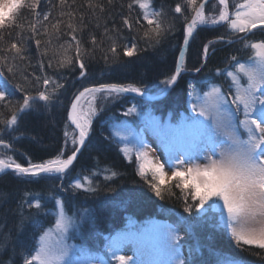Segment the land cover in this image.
Segmentation results:
<instances>
[{"label":"snow or ice","instance_id":"obj_1","mask_svg":"<svg viewBox=\"0 0 264 264\" xmlns=\"http://www.w3.org/2000/svg\"><path fill=\"white\" fill-rule=\"evenodd\" d=\"M114 4L115 0H84L82 4H77L76 0H56L55 3L50 0V6L44 10L43 0H0V105L10 112L7 117L0 114V149L5 150L0 152V173L10 171L27 182L61 181L45 192L25 191L15 210L7 208L0 214V238L5 242L9 239L3 229L14 233L12 255L19 257L22 264H189L177 243L181 237L171 225L152 223L138 231H123L106 237L105 254L90 253L86 247L70 242L82 236L83 226L91 218L89 210L76 203V197L83 195L87 200L101 191L100 184L93 186V177L98 180L100 170L85 175L83 180L65 183L82 148L92 147L89 132L93 117L98 110H106L108 101L123 94L142 95L141 87L119 83L84 87L66 109L64 144L55 155L40 162L26 157V164L8 155L16 151L18 137L13 134L20 132L21 122L27 116L64 107L61 94L66 84L61 81L66 77L56 75L61 69L78 68L79 76L87 79L86 57L95 59L97 50L105 53L106 63L109 52L112 61L120 63L121 48L126 57L143 51L135 37L129 46L127 43L119 45L120 37L110 35L120 31L115 26L108 28L106 22L105 13ZM208 4H212V9H208ZM120 7L125 6L121 4ZM126 7L128 15L121 14L122 26L130 32L135 29L139 33L142 29L150 48L160 45L176 29L175 17H169L163 4L157 9L153 0H129ZM185 7L190 15L184 16L183 42L178 45L174 73L161 81L162 93L178 82L182 72L189 71L184 67L185 51L197 40L199 32L208 27H226L224 35L228 40H224V35L209 40L203 46L204 59L210 60V51L215 55L217 47L225 44L228 47L241 44L237 51L250 54L245 62L237 55L226 57L224 67L217 68V72L228 84L227 93L223 85L210 83L209 90L191 106L195 115H182L176 124L170 120L161 121L151 110L141 112L135 104L127 108L123 115H135L159 139L167 153L166 163H161L158 157L149 155V145L139 137V146L135 149L136 175L158 198L163 199L166 192L174 195L173 189H178L185 213L198 210L199 217L210 220L237 248L244 251L258 248L261 252L254 254L264 257V0H216L215 3L184 0L176 5L174 12L182 13ZM25 9L31 13L27 26L20 22V14ZM92 19L97 21V28L99 22L105 20L100 39L95 32L88 31ZM86 31L87 40L84 38ZM257 35L261 37L259 40L254 39ZM64 37L68 39L59 43ZM106 39L111 43L105 50L102 45ZM33 43L41 73L34 77L35 94L16 82L20 65L32 66ZM73 52L74 55L70 54ZM206 67L201 64L194 70L201 73ZM46 68L55 71L48 75ZM21 78L29 79L25 75ZM216 78L209 69L207 79ZM9 85H13L15 92L23 93L21 100L13 101L15 93ZM188 88H193L192 83ZM188 94L191 96L192 92ZM101 98L103 103L98 104ZM115 135L126 140L132 133L125 130ZM32 139L40 142L37 137ZM120 151L131 162L133 149L125 146ZM166 164L171 175L165 171ZM116 176L115 171L103 176L107 191H114L107 185ZM10 199L11 194L4 203L8 204ZM50 203L55 211L49 209ZM25 204L28 212H24ZM9 212L14 214L16 221L10 228ZM46 220L48 227H45ZM25 232L29 233L31 242L28 244L19 240ZM128 244L135 246L136 259L122 253ZM145 254L149 259H141ZM8 264H15V260ZM219 264H241V261L229 257Z\"/></svg>","mask_w":264,"mask_h":264},{"label":"trees","instance_id":"obj_2","mask_svg":"<svg viewBox=\"0 0 264 264\" xmlns=\"http://www.w3.org/2000/svg\"><path fill=\"white\" fill-rule=\"evenodd\" d=\"M51 2L55 3L56 0H51ZM76 2L82 4L84 0H76ZM128 2L129 0H115L114 7L109 8L105 13L107 26L110 29L114 26L120 28L119 33H110L113 37H120L118 40L119 45L127 43L130 46V42L135 37L139 48L143 51L137 52L132 57H126L123 56L121 48L120 63L112 61L110 52L107 53L109 60L106 63L103 58L105 53L97 50L95 59L86 57L88 61L87 79L79 76L78 68L75 70L61 69L56 73L57 76L66 77V80L61 81L66 84V89L62 90L61 94L64 107L40 115L30 114L21 122L20 132L13 134L18 137L15 143L16 151L8 152V155H13L17 162L26 164V157L31 158L33 162H40V160L51 158L52 155L56 154L64 144L63 131L64 123L67 120L66 109L70 107L74 95L83 90L84 87H93L100 83L132 84L141 87L145 93L151 95L161 93V89L164 88L161 81L170 77L175 71V56L179 55L178 45L183 42L184 16L190 15V13L186 7L182 13L174 12L176 5L184 3V0H153L157 9L163 4L169 17H175L176 29L160 45L150 48L149 42L143 38L142 29L139 33L135 29L130 32L121 24V14L128 15L126 7ZM215 2L216 0L212 1V3ZM121 4L125 6L123 9L120 7ZM49 6L50 0H43L42 8L47 10ZM211 8L212 4H208V9ZM133 15L135 16V13ZM20 17V22L27 26V22L31 19V13L25 9L21 12ZM96 24L97 21L92 19L88 24V31L95 32L97 38L100 39L104 32L105 20L102 19L99 22V28L96 27ZM88 31L84 33L85 40H87ZM225 32L226 27H208L199 32L197 40L191 44L184 58V67L189 69V73L183 74L176 86L161 101L146 103L132 97L120 96L114 101H108L105 106L106 110L103 112L97 111L89 132L92 147L83 148L71 167L65 182H74L75 179L83 180L85 175L100 170L99 179L93 177V186L96 187L97 184H100L101 191L95 197H89L87 200L83 195L76 197V203L87 208L91 218L83 226L82 236L77 237L73 241L74 243L86 247L89 252L105 254L106 237L114 236L123 231H131L132 229L138 231L142 226L150 225L152 221H167L175 226L189 225L191 232L188 234V247L189 263L191 262V264H198L202 261L208 250L218 253L210 264H219L220 261L229 257L238 258L241 264H264V257L254 254L260 253V249L241 250L234 245L226 234L215 228L210 220L199 217L198 210L193 209L191 213H185L184 201L180 198L178 189H173L174 195L170 196L166 192L163 199L156 197L149 190L148 185L136 175L135 157L131 158V162L124 158V154L120 151V148H122L121 143L112 132L113 125L122 120H130L136 129L144 125L135 115L129 117L123 115L127 108L133 104L137 105L142 111L151 110L152 114L159 116L163 121L169 117L171 122L178 123L182 115L189 116L187 100L189 98L188 93L192 89L203 93L207 91L210 83H215L223 85L225 92H227L228 84L223 77L219 76L217 68L224 67L226 57L237 55L241 57V62H245L250 53L238 52L237 50L242 47L241 44H235L231 47L225 44L217 47L215 55H212L210 51V60L204 59V44L208 43L209 40H216ZM260 38L257 35L254 39L259 40ZM64 39L68 38L64 37L59 43H63ZM224 40H228L227 35H224ZM54 43L57 42L54 41ZM110 43L111 41L106 39L102 48L106 50ZM31 50L32 66L20 65L17 70L16 82L21 83L29 92L35 94L34 77L41 73L37 65L38 58L34 43ZM70 54L74 55V52ZM201 64H206L207 67L201 73H194V68L201 67ZM45 65H47L46 60ZM209 69L217 77L215 80L209 81L207 79ZM54 71V68H46L48 75H52ZM21 75L28 76V81L23 80ZM189 83L193 85L191 90L188 88ZM9 88H12L15 93L12 98L13 101L22 99L23 93L15 92L13 85H9ZM0 114L7 117L10 112L0 105ZM69 130L71 131V129ZM32 137H37L40 142H35ZM69 148H71L70 145ZM2 151L5 150L0 149V152ZM112 171L117 172V176L113 178V181L108 182L107 186L114 189V191L109 192L103 184V176L110 175ZM60 183V180L27 182L12 173L1 175L0 193L4 195H0V214H3L7 208L15 210L19 198L23 196L25 191L41 193L47 191L52 184ZM9 194H11L10 202L5 204L4 201L9 199ZM49 209L55 211L51 203ZM28 211L27 204H25L24 212ZM7 215L10 228L16 221L12 212L7 213ZM54 219L53 216L51 218L52 223H54ZM130 221H134L135 225L130 226ZM48 226L50 225L46 220L45 227ZM2 231L8 234L9 239L5 242L3 238H0V264H8L10 260H15V264H22L19 257L12 255V249L15 246L14 233L8 232V229ZM19 240L25 244L30 243L29 233L25 232L19 237Z\"/></svg>","mask_w":264,"mask_h":264},{"label":"rangeland","instance_id":"obj_3","mask_svg":"<svg viewBox=\"0 0 264 264\" xmlns=\"http://www.w3.org/2000/svg\"><path fill=\"white\" fill-rule=\"evenodd\" d=\"M207 90H209V88ZM191 92H192V95L190 96L189 102H188L190 116L195 115V113H192V111H191L192 104L197 103L198 97H202V95H203V93H200L199 90L192 89ZM99 103H103L102 98L98 101V104ZM140 111L141 112H148L149 110H145V111L140 110ZM152 115H154V114H152ZM154 116L159 117L157 115H154ZM166 120H170L169 117H167ZM170 122H171V120H170ZM140 128H141V130L136 129L132 125L130 120L129 121L128 120H122L121 122L115 123L113 125L112 132H113L114 136L120 141L122 148L127 146V147L133 149V151L131 152V158L132 157L136 158L135 149H136V147L139 146L138 138L142 136L143 141L145 143H147L149 145V148L151 149V151L149 152V155L151 157H154V158L158 157L160 159L161 163H166L167 153L165 151L164 146L159 141V139L156 136H154L153 133L149 129H147L146 127L141 126ZM125 130H129L132 133V135L128 136V138L126 140L122 139L121 136L115 135V133L117 131L124 132ZM165 171L168 173V175H171V172H170L167 164L165 167ZM152 223L159 224V225H171L173 228H175L177 234L181 237L180 241L177 242L181 247V254L183 256L187 257L190 261L189 247H188V242H189L188 234H189V232H191V230L189 228V225H187V226L186 225L175 226L172 223L167 222V221H152V222H150V224H152ZM129 225L133 226V225H135V222L130 221ZM131 231H136V230L132 229ZM70 242H73V241H70ZM145 252H147V249H145ZM90 253H93V252H90ZM122 253L127 254L128 256H132L133 259H136V255L134 254L135 253V246L132 244L126 245L124 247V249L122 250ZM217 255H218L217 252H214L213 250H208L206 257L202 261H200L198 264H202V262H203V264H210L211 260L214 257H216ZM141 259L147 260V259H149V256L146 254L142 255ZM189 264H191V262Z\"/></svg>","mask_w":264,"mask_h":264},{"label":"water","instance_id":"obj_4","mask_svg":"<svg viewBox=\"0 0 264 264\" xmlns=\"http://www.w3.org/2000/svg\"><path fill=\"white\" fill-rule=\"evenodd\" d=\"M186 52H187V50L185 51V54H186ZM187 72H189V71L182 72L181 76H182V74L187 73ZM194 73H196V72H194ZM180 77H178V81H179ZM176 84L173 85V86H170L168 88L167 92H163V93L161 92V93H159L157 95H150V94H147V93L143 92V94L139 95V96L137 94H135V93H127V94H123V96L133 97L135 99H139V100L144 101L146 103H155V102H158V101H161L162 99H164L171 92V90L176 86ZM149 97H152V98L149 99ZM82 150H83V148H82ZM79 155H80V153L78 154L77 158L79 157ZM76 160H74L73 165L76 162ZM7 173H11V172L9 171ZM3 174H6V173H0V176L3 175Z\"/></svg>","mask_w":264,"mask_h":264}]
</instances>
